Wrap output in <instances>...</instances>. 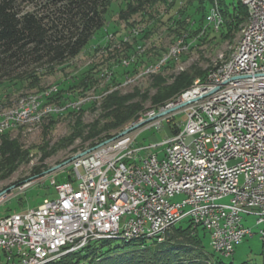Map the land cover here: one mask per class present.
I'll list each match as a JSON object with an SVG mask.
<instances>
[{"label":"built area","instance_id":"2783aa9c","mask_svg":"<svg viewBox=\"0 0 264 264\" xmlns=\"http://www.w3.org/2000/svg\"><path fill=\"white\" fill-rule=\"evenodd\" d=\"M249 3L252 27L244 53L257 52L256 65H243L239 58L226 77H219L217 69L189 95L182 94L179 100L196 99L179 109L186 118L164 141L168 146L161 158L149 152L134 162L140 148L128 149L130 137L112 138L73 160L74 169L83 167V176L76 171L81 182L58 184L56 199L1 216L0 251L9 264L60 255L98 232L163 234L182 216L180 205L187 204L190 210L183 215L211 229L212 243L225 255L252 233L241 225L239 213L257 216L264 241V0ZM34 108L22 110L11 123L26 119ZM216 192L228 202L216 197L209 205ZM176 194L183 195L181 203L170 200ZM219 207L231 214H218Z\"/></svg>","mask_w":264,"mask_h":264},{"label":"rangeland","instance_id":"374dc122","mask_svg":"<svg viewBox=\"0 0 264 264\" xmlns=\"http://www.w3.org/2000/svg\"><path fill=\"white\" fill-rule=\"evenodd\" d=\"M128 1L135 3V0H111L105 25L110 31L105 34L97 31L75 57L55 66L35 67L38 73V81L35 84L31 85L32 82L27 78H0V115L12 110L23 99L35 96L44 104L52 103L53 106L60 105L63 108L57 115L53 113L52 116H46L35 123L23 121L21 125L0 131V217L35 208L45 198L56 199L58 184L81 182L82 178L78 177L76 171L80 176L85 173L82 166L74 169V159L104 145L112 138L119 137L118 133L122 130L153 115L166 105L176 103L180 95L200 76H195L192 83L178 95L168 96L167 92L174 77L184 71L192 74L195 70L202 72L212 69L232 51L240 38V28L244 23L232 33V38L219 39L218 35L215 36L219 28L215 29L208 23L207 12L204 28L198 33L201 38L208 33L207 39L196 40L194 36L184 39L183 36L188 34H179L184 32L183 24L171 23L168 19L177 6L167 9L165 3L154 2L138 12L127 15L128 19L124 20L119 18L118 10L120 7L124 8ZM112 30L115 34L108 33H112ZM83 75L89 76L88 82L80 83L79 79ZM204 77L205 75L202 78ZM53 87L58 90L49 91ZM114 93L129 96L124 104H138L139 109L136 110L135 118L132 116L118 127L107 129L104 125L112 121V118L107 114L109 109L103 110L102 105L104 99ZM132 94L134 96L131 97ZM75 103H78L79 108H72L71 104ZM185 118L184 111H174L126 133L124 136L130 137L128 149L140 148L134 162H139V156L143 157L149 152L161 158L168 146L164 141L178 133L180 128L176 125ZM173 126H176L177 130H171ZM190 140L191 137H188L186 142ZM153 144L158 146L149 148ZM86 150L88 151L83 155L76 156ZM53 167V171L46 173ZM238 182L241 186L240 180ZM220 193L216 192L207 203L213 204L215 200L219 203L228 202L229 197H223L224 194ZM170 198L171 201L181 203L183 195L176 194ZM180 206L182 216L171 221L168 231L162 234L163 241L174 227H202L208 236L207 248L214 256L221 257L225 262L233 261L235 264L245 260L264 261V241L258 231L260 225L256 223L257 216L239 213L241 225L251 228L252 233L244 234L245 236L234 244L233 251L225 255L226 253L216 247L215 242L212 243L211 229L199 221L195 222L193 215H183L190 210L189 204ZM219 208L221 209L216 210L221 214L223 211L226 213L228 207ZM198 212L203 211L199 209ZM227 213L231 214L230 211ZM210 214L214 215V212ZM172 216L175 217V214ZM220 216L226 218L225 214ZM135 238L155 239L149 236H134L129 239H101L91 241L90 244L105 240H113V243L117 244ZM155 240L158 243L163 242ZM77 251L78 249L73 250ZM69 253L72 251L55 259L43 260L42 263H51ZM0 264H9L2 251ZM11 264L19 263L15 260L11 261Z\"/></svg>","mask_w":264,"mask_h":264},{"label":"trees","instance_id":"16d2710c","mask_svg":"<svg viewBox=\"0 0 264 264\" xmlns=\"http://www.w3.org/2000/svg\"><path fill=\"white\" fill-rule=\"evenodd\" d=\"M154 2L165 3L167 9L177 6L168 19L171 23L183 24L184 32L179 34H188L183 36L184 39L187 36H194L196 40L207 39L208 33L202 38L198 33L204 28L208 7L213 0L128 1L124 8H119V18L128 19L127 15ZM216 2L223 23L215 36L230 39L244 22L246 8L240 0ZM110 4L111 0H0V78H27L31 85L35 84L38 81L35 67L62 64L80 53L97 31L104 34L110 31L105 26ZM108 33L115 34L113 30ZM136 67L137 63L134 70ZM206 72L179 73L170 85L168 96L178 95L195 76L203 77ZM88 79L89 76L83 75L79 80L86 83ZM128 97L114 93L104 99L103 110L109 109L107 114L112 118L104 127L116 128L135 115L139 105L124 104ZM171 130H177L176 126ZM207 237L202 227H174L161 243L144 238L117 244L105 240L88 244L48 264H235L214 256L207 248ZM240 264H264V261L245 260Z\"/></svg>","mask_w":264,"mask_h":264},{"label":"bare ground","instance_id":"6f19581e","mask_svg":"<svg viewBox=\"0 0 264 264\" xmlns=\"http://www.w3.org/2000/svg\"><path fill=\"white\" fill-rule=\"evenodd\" d=\"M240 1L246 7L247 14H246V18L244 20V23L242 24V26L240 28V38H239V40L235 43L234 47L232 48V51H230L228 56H226L223 60H221L219 63H217L212 69H209L206 72L204 78H202V77L196 78L193 81L192 85L189 88H187L182 94H187L190 89H194L199 83L204 81L207 76H211L214 71H217V69H218L219 77H226V75L231 72V68H232L233 64L239 58H241V62L243 63V65H256L257 52L247 51V53H244V48L246 47V42H247V31L250 30V27H252L251 5L249 3V0H240ZM207 19H208V23H210L215 29H218V27L223 23V17H222L221 9H220L219 4L216 2V0L209 8L208 18ZM159 67L160 66H158V68ZM151 71H153V70H151ZM56 90H58L57 87H53L49 91L56 92ZM187 95H189V94H187ZM46 96H48V95H46ZM187 97L188 96H184L179 101L185 100ZM47 100L48 99L46 98V101ZM82 103H80V104H82ZM33 106L35 108L33 110H31L30 114L27 116L26 119H24L22 121H13V123H11L12 118H16V117L22 116V110H29V108H31ZM71 106H72L73 109L79 108L78 107V103H75V105L71 104ZM62 111H63V108L60 105H54L53 106L52 103H50V105L44 104V102L40 98H38L36 96L35 97H30V98L23 99L22 101H20V103L18 105H16L9 112H7V113H5L3 115H0V126H5V127H3V129H5L7 127H11V126H14V125H17V124H20V123L22 124L23 121L30 122V123H35V122L39 121L40 119L45 118L46 116H49L51 114L53 115V113L54 114L56 113V115H57V113H60ZM3 129H0V131H2ZM100 146H102V145H100ZM100 146H98V147H100ZM125 236H128V237H125ZM134 236H137V237L138 236L154 237L158 241H161L163 239L161 232L138 233V231H128V232H125V234L121 233L120 231L98 232V233L93 234L91 236V238H89V240H85L82 244H79L78 246H70V247L64 249V251H62L60 253V255H50L47 258H40L38 260H35L34 262H29L28 264H40V263H42L43 260L55 259L58 256H61L64 253L66 254L69 251L73 252V250H77V249L79 250V248L90 244L91 241H96V240H101V239H109V238H118V239L119 238L120 239L121 238H123V239L127 238V239H129V238H133Z\"/></svg>","mask_w":264,"mask_h":264},{"label":"water","instance_id":"95a60500","mask_svg":"<svg viewBox=\"0 0 264 264\" xmlns=\"http://www.w3.org/2000/svg\"><path fill=\"white\" fill-rule=\"evenodd\" d=\"M196 98H191V99H186V100H182V101H178L174 104H169V105H166L164 108H162L161 110L157 111L156 113H154L153 115L147 117V118H144L134 124H132L131 126L125 128L124 130H122L120 133H118L119 136H122V135H125L126 133L134 130L135 128H137L138 126H140L141 124H145V123H148L154 119H158L160 117H163L171 112H174V111H177L179 109H181L182 107H184L185 105H187L189 102L195 100ZM101 144V143H99ZM88 150L84 151V152H81L79 154H77L76 156H81L83 155L85 152H87ZM75 157V156H74ZM55 167L53 168H50L49 170L46 171V173L48 172H51L54 170ZM3 193V192H2ZM1 194V193H0Z\"/></svg>","mask_w":264,"mask_h":264}]
</instances>
